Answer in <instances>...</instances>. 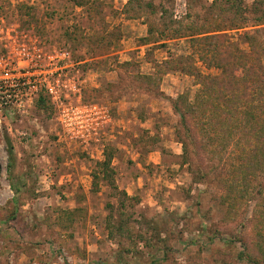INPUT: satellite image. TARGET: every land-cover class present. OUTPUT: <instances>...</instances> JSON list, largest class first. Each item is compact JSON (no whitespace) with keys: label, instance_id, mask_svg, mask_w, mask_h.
I'll list each match as a JSON object with an SVG mask.
<instances>
[{"label":"rangeland","instance_id":"374dc122","mask_svg":"<svg viewBox=\"0 0 264 264\" xmlns=\"http://www.w3.org/2000/svg\"><path fill=\"white\" fill-rule=\"evenodd\" d=\"M263 160L264 0H0V264H264Z\"/></svg>","mask_w":264,"mask_h":264},{"label":"trees","instance_id":"16d2710c","mask_svg":"<svg viewBox=\"0 0 264 264\" xmlns=\"http://www.w3.org/2000/svg\"><path fill=\"white\" fill-rule=\"evenodd\" d=\"M111 156L110 155H106V158L100 162H98V166L100 167V170H97L93 173V184L96 186L98 181L97 179L99 178V175L101 174L102 177H104L105 179L108 178V181L110 182V184L112 185V187H115L114 183H113V170L111 167V162H110ZM261 168H264V160L262 165L260 166ZM10 188L12 190H14V196L17 195L18 193V187H16L13 184H10ZM17 199V196L15 197ZM14 198V199H15Z\"/></svg>","mask_w":264,"mask_h":264},{"label":"built area","instance_id":"2783aa9c","mask_svg":"<svg viewBox=\"0 0 264 264\" xmlns=\"http://www.w3.org/2000/svg\"><path fill=\"white\" fill-rule=\"evenodd\" d=\"M7 93V92H6ZM4 98V97H3Z\"/></svg>","mask_w":264,"mask_h":264}]
</instances>
